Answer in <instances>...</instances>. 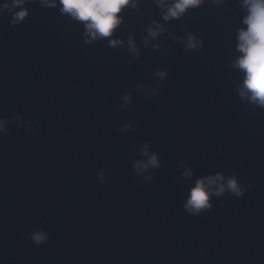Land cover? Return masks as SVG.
<instances>
[{"label": "water", "instance_id": "obj_1", "mask_svg": "<svg viewBox=\"0 0 264 264\" xmlns=\"http://www.w3.org/2000/svg\"><path fill=\"white\" fill-rule=\"evenodd\" d=\"M24 6L15 26L0 11V117L10 120L0 133V264H264V108L239 97L231 67L239 0H207L168 22L155 0H140L122 13L116 47L85 43L82 24L39 0ZM153 19L168 31L145 47ZM188 32L201 49L174 38ZM144 144L162 166L139 175ZM217 173L251 187L189 215L188 190ZM36 229L48 234L39 246Z\"/></svg>", "mask_w": 264, "mask_h": 264}, {"label": "clouds", "instance_id": "obj_2", "mask_svg": "<svg viewBox=\"0 0 264 264\" xmlns=\"http://www.w3.org/2000/svg\"><path fill=\"white\" fill-rule=\"evenodd\" d=\"M206 2L207 0H155L157 7L161 9V18L165 22L180 19L189 9H197ZM226 2L227 0H210L211 5L217 6ZM39 3L43 8L58 9L62 16H68L71 20L82 24L85 43L91 44L94 41L107 39L109 47H116L125 43L120 38H113L117 29L124 23L125 17L122 13L129 8L138 9L140 0H39ZM24 5L25 0H12L10 4L5 3L0 11L8 9L13 12L11 23L15 26L23 23L29 14ZM239 6L243 10L241 26L235 31V51L239 55L231 60V67L239 70L242 75L237 88L239 97L257 108H264V0H239ZM145 31L147 35L143 37V42L147 47L150 40H157L168 30L158 20L153 19ZM168 34L173 35L171 31ZM174 38L184 41L186 50H198L203 47V41L192 32H188L186 38ZM160 48V43L153 45L154 50ZM127 50L131 54L139 55L140 50L134 34L128 36ZM155 74L163 81L167 71L157 70ZM138 89L142 91L144 85H138ZM122 100L123 104L120 107H127L131 103V94L125 93ZM12 120L26 124L28 131L33 130L32 124L22 116L12 117ZM9 122L8 117H0V133L8 132ZM131 126L125 124L120 130L127 131ZM140 154L143 159L136 160L133 165L137 174L143 175L146 171L162 166L158 153L151 152L148 144L141 147ZM183 175L191 176V169L185 171ZM143 178L148 181L152 177L149 174ZM100 179L103 180V173H100ZM250 187L251 185H248V188ZM248 188L241 184L235 175L208 174L195 180L194 185L188 190L183 208L189 215L199 216L212 208V198L221 197L225 192L240 198L245 195ZM30 239L39 246L47 242L48 234L44 230L36 229Z\"/></svg>", "mask_w": 264, "mask_h": 264}]
</instances>
